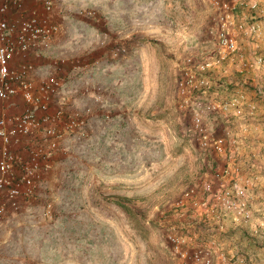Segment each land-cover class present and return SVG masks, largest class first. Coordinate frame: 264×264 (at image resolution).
I'll return each mask as SVG.
<instances>
[{
  "label": "rangeland",
  "instance_id": "1",
  "mask_svg": "<svg viewBox=\"0 0 264 264\" xmlns=\"http://www.w3.org/2000/svg\"><path fill=\"white\" fill-rule=\"evenodd\" d=\"M55 12L61 31L40 76L62 60L83 67L114 36L132 35L135 51L86 71L64 67L69 106L90 110L87 133L64 143L35 196L0 223V264H193L197 253L212 264H264V70L210 74L205 100L246 91L257 104L254 115H207L224 139L220 154L199 142L193 102L182 106L178 93L187 58L216 51L210 0H57ZM224 170L246 196L206 212L198 203H212L206 185Z\"/></svg>",
  "mask_w": 264,
  "mask_h": 264
},
{
  "label": "built area",
  "instance_id": "2",
  "mask_svg": "<svg viewBox=\"0 0 264 264\" xmlns=\"http://www.w3.org/2000/svg\"><path fill=\"white\" fill-rule=\"evenodd\" d=\"M240 1L210 0L214 24L210 33L216 39V51L204 60L187 58L178 80L182 106L190 107L193 102L199 142L205 147L214 146L219 154L224 151V139L215 138L209 131L207 115L219 114L230 119L231 114L244 110L254 115L257 104L246 91H237L226 99L205 100L214 87L210 74L225 66L245 75L264 70V8L260 1L246 2L249 14L238 19ZM29 2L0 0V223L10 210H18L24 201L35 196L39 185L53 170L64 143L86 136L90 115L89 109L69 106L73 91L61 75L65 66L80 71L79 60L70 63L62 60L53 73L39 75L44 66L40 62L59 35L61 24L55 20L56 0H36L34 5ZM247 43L255 49L251 54ZM110 54L119 59L126 49L114 46ZM226 174V170L217 172L216 187L212 183L206 185L205 191L213 201L198 203L207 208L206 212L215 213L217 204L236 208L246 196L244 188L229 187L222 180ZM169 238L176 244L177 252L182 253L180 239L172 235ZM182 256L185 258L184 253ZM193 264L212 261L197 253Z\"/></svg>",
  "mask_w": 264,
  "mask_h": 264
},
{
  "label": "crops",
  "instance_id": "3",
  "mask_svg": "<svg viewBox=\"0 0 264 264\" xmlns=\"http://www.w3.org/2000/svg\"><path fill=\"white\" fill-rule=\"evenodd\" d=\"M259 1L261 4L260 6H262V8H264V0H241L239 5H238V11H237L238 12V19H242L243 17H246V15L249 14V10H247V7L244 6V4L246 2H249V4H250L253 2H259ZM29 3L34 5V4H36V0H30ZM57 15L58 14L55 12V16H56L55 20L57 22H59V18L57 17ZM101 32L107 33L102 28H101ZM59 35H60V33H59ZM116 35H118V34H116ZM132 40H134V38L132 39V35L126 36L125 39H122L121 37L119 38L118 36H114L113 41L112 40L108 41V39L106 41L102 40L101 44H100L101 45L100 48L99 47L94 48L95 50H92V52H89L88 54H86V56H84V61H83L84 66L80 70L86 71L89 65L95 66V65H98L99 62L103 63L106 58H112L110 53H111L112 48L115 45L123 46L126 49V54L122 55L117 60H123V59H126L127 57H130L132 55V53L135 51V50L133 51V49L136 46V44ZM55 44H56V42L54 43V45ZM102 54L104 55V57H102ZM63 61H65V60H63ZM107 61H109V60H107ZM43 62L45 63L44 59H42L40 63L43 64ZM39 71H41V69H39Z\"/></svg>",
  "mask_w": 264,
  "mask_h": 264
}]
</instances>
